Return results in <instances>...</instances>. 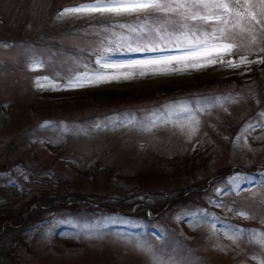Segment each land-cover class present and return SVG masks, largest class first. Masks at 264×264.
I'll use <instances>...</instances> for the list:
<instances>
[{
	"label": "rangeland",
	"instance_id": "rangeland-1",
	"mask_svg": "<svg viewBox=\"0 0 264 264\" xmlns=\"http://www.w3.org/2000/svg\"><path fill=\"white\" fill-rule=\"evenodd\" d=\"M93 2L0 0V207L39 209L0 249L14 241L17 264H264V0H183L113 25L79 22L109 14L61 15ZM55 24L54 38L36 36ZM229 74L246 82L168 92ZM105 89L138 99L69 106L61 96ZM216 169L202 194L171 203ZM138 174L157 194L132 193L146 217L100 210H121L110 201L139 190L127 178ZM48 197L92 210L49 209ZM164 198L167 209L148 208Z\"/></svg>",
	"mask_w": 264,
	"mask_h": 264
},
{
	"label": "trees",
	"instance_id": "trees-1",
	"mask_svg": "<svg viewBox=\"0 0 264 264\" xmlns=\"http://www.w3.org/2000/svg\"><path fill=\"white\" fill-rule=\"evenodd\" d=\"M140 13H133V14H122L119 16H115V15H107L105 17L103 16H95V17H87L86 19H81L79 22L81 24H86V25H104L106 23H112L116 24L117 22L120 21H129L132 19L135 20H139V21H143L145 20V17H143L142 15H139ZM129 27L128 25H120L117 26V30L118 31H126L125 29ZM56 31H58V27H56V24L53 26H47L46 28H44L43 32L39 31L36 32V36L37 35H45L48 37H53L56 36ZM54 38V37H53ZM48 43V42H47ZM59 47V44H58ZM263 59H264V54H263ZM264 60L261 62V65H263ZM237 74H229L226 76V78H223L221 80H206L204 82V84H198V85H191L190 87H187L186 89H179V90H168L169 94L171 96H180L181 94L184 93H189L191 91V93H193V91H196V89H198L199 91H203L204 89H206L208 91V89L211 88H216V89H223L224 86H230L231 82L235 81L237 86L238 83H244L246 81H244L242 78H240L239 80H237L235 78ZM223 84V85H222ZM186 90V92H184ZM183 91V93H181ZM63 98L66 99V102H70L69 99H73V100H78L79 103L81 104H88V103H95V104H105V103H117V102H123L126 103L127 105H133L134 99H138V96H134L132 94L131 91H117V90H91V91H87V92H81L79 94L76 95H69V94H63L61 95ZM74 104L73 102L69 103V106ZM262 105H264V103H261ZM217 172H220V169H216L214 170V172L212 174H210L209 176H206L204 178H201L200 181L197 182H192V184H189L187 186H181V187H177L175 188L176 190L178 189L179 192L178 194H181L182 197L180 198H174L171 197L170 199H165V200H161L158 201L157 203L159 205L157 206H153L150 204L148 205V208L152 211L158 212L159 210L163 209V208H168L169 206H171V203L173 202H177V201H181L183 204H186L187 202H191L193 200V197H196L197 193L198 194H202L203 193V188L205 187V183L207 182V180L209 178H211L213 175H215ZM127 178L130 179H134L135 183L138 184L140 186L139 190H136L135 192H132V188H134V186H132V188L130 189L129 194H125V195H120V196H116V200L110 201L109 200V196H108V201L112 202V203H116L119 204L120 209L118 208H112V207H106V206H99L100 210H105V211H111V212H116V211H127V212H131L130 217L137 215L139 213H137V208H135V210L133 209L134 207H141L143 208V211L137 215L139 217V219L141 217H146V203L145 207L143 204H138L135 206L136 201H132L131 198L133 197L132 193L138 194V193H144L145 197L148 199L150 195H154L157 196V194L155 193V191H148V192H144L143 191V187L142 184L145 180L149 181L152 180L153 176L152 175H147V174H138V175H134V176H129ZM202 186V187H201ZM173 191V190H171ZM175 191V190H174ZM201 191V192H200ZM159 193V192H158ZM75 199V198H74ZM44 200H46V202L49 205V209L53 208V209H61V208H75L76 210H92V207L89 206L88 202L85 205L86 209H81L80 205L77 203H74L68 207L64 206L61 203H58V199H56L55 197H48L45 198ZM78 200V199H76ZM171 201V203H168V201ZM168 204V206H167ZM156 205V204H155ZM31 206V203H24L21 205V207L18 206L17 209L13 208V207H9L8 209L6 208H2L0 207V240L1 238L7 234L8 231H11L15 226H21L22 224H24L25 222H27L28 220H32L34 218V216H36V213L39 212V209L37 208V206H34V208H32L31 210H29ZM122 213V212H121ZM12 224H15L14 227L12 226ZM22 231V228L20 227L18 229V233H17V238L21 237L20 233ZM21 239V238H20ZM12 246H15V242L12 241ZM11 246V247H12ZM7 248L6 250H1L0 249V254H2L4 256V259L6 260V262L8 264H17L16 258L13 255V248Z\"/></svg>",
	"mask_w": 264,
	"mask_h": 264
},
{
	"label": "snow or ice",
	"instance_id": "snow-or-ice-1",
	"mask_svg": "<svg viewBox=\"0 0 264 264\" xmlns=\"http://www.w3.org/2000/svg\"><path fill=\"white\" fill-rule=\"evenodd\" d=\"M197 3H200L203 7H215V8H228L226 3H217L213 2L211 5L206 2V0H197ZM175 5V6H174ZM186 3L183 0H94L93 3L82 4L77 7L66 8L61 15L66 13H101V14H111L119 16L122 14H133V13H144V12H172L176 11L177 8L186 7ZM195 7V4L193 5ZM192 19H196L197 16L194 14ZM207 19V17H202ZM186 35V34H185ZM160 39L163 40L164 37L160 36ZM207 47V44L204 45ZM225 49L231 47L230 44L224 45ZM200 48V45H194L191 49V53H195ZM167 62H171V58H164ZM100 63V61H97ZM102 67L108 65H101ZM197 65H193L196 67ZM202 66V65H201ZM86 79L88 77H85ZM47 79V78H45ZM77 82L81 79L80 77L74 78ZM94 79L97 82H101L104 77L102 73H97ZM39 83V82H38ZM69 86L75 87L78 84H73L69 82ZM43 87V85H41Z\"/></svg>",
	"mask_w": 264,
	"mask_h": 264
}]
</instances>
